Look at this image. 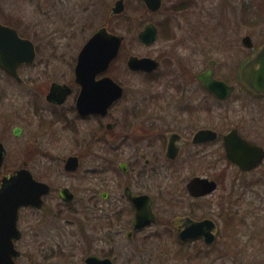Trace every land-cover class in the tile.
Masks as SVG:
<instances>
[{
  "label": "rangeland",
  "instance_id": "obj_1",
  "mask_svg": "<svg viewBox=\"0 0 264 264\" xmlns=\"http://www.w3.org/2000/svg\"><path fill=\"white\" fill-rule=\"evenodd\" d=\"M115 1L0 0V21L13 25L37 50L36 65L21 71L24 80L29 81L26 85L16 84L0 71V138L8 150L7 169L12 171L27 161L33 172L40 177L47 176L53 189L62 184L69 185L75 192L71 208L60 206L57 217L51 212L50 204L56 202L54 198L43 212L20 215L21 230L27 223L33 226L32 234L24 235L18 242L22 252L24 242L28 245L26 264H85L84 259L89 254L111 257L113 264H264V166L250 173H240L219 163L218 171L202 172L216 175L220 191L234 188L235 201L230 211L240 221L235 224V242L231 241L228 250L221 249L219 253L214 246L207 247L200 242L180 244L177 236L180 219L184 216L214 215L217 211L214 195L197 201L186 194V181L202 171L197 168L196 160L191 159L195 158V152H183L171 166L164 162L163 156L156 158L155 179L147 193L153 198L157 222L133 240L125 237L130 216H123L117 226L103 230L86 216L87 188L105 183L103 187L112 195L108 207H113L114 201L122 195L118 185L125 179L131 180L132 176L124 179L119 174L96 171L99 160L92 153L99 156L105 152V147L100 142L93 144V140L85 145L80 131L71 136L55 125L57 139L40 132L38 119L32 116L28 105L33 98L39 107L47 108L43 96L38 97V84L45 87L53 79L64 76L67 79L79 49L101 26L124 37L121 56L111 73L125 88L121 105L127 107L140 97L148 98L154 90L179 84L183 70L197 72L212 58L228 65L235 63L242 47L240 40L245 35L253 41L264 39V0H163L161 10L155 14L141 8L138 11L135 0H125V12L130 18L122 19L110 15ZM149 22L156 25L158 36L153 44L146 46L138 41L137 34ZM130 55L158 59L160 67L154 75L161 79L160 83L152 84L149 77L128 72L125 62ZM26 115L33 117L32 123L26 125L18 121L15 125L24 130L19 138L13 137V126H7V120L17 122L14 117L25 118ZM96 123L95 120L87 122L89 127ZM161 128L156 133L161 142L153 150L162 148L165 142V130ZM28 140L32 144L27 145ZM130 145L120 148L117 162L138 155L139 144L136 149L135 145ZM32 148L52 157L27 151ZM73 152L82 157L79 169L72 175L58 172L63 169L62 165L58 167L56 159ZM17 264H23V258Z\"/></svg>",
  "mask_w": 264,
  "mask_h": 264
},
{
  "label": "flooded vegetation",
  "instance_id": "obj_2",
  "mask_svg": "<svg viewBox=\"0 0 264 264\" xmlns=\"http://www.w3.org/2000/svg\"><path fill=\"white\" fill-rule=\"evenodd\" d=\"M134 2L137 3L136 8H138L139 11L141 0H135ZM123 3L125 11L127 3L125 0H123ZM142 5L144 9H146L143 3ZM162 5L163 0L161 8ZM115 16L118 17L120 15H112L114 18ZM18 34L20 35L19 32ZM245 36L240 40L242 47H240L241 51L238 53V58L235 63L232 62L228 65L226 63H220L212 58L197 72L190 73L188 70H183L179 84H170L165 86L162 90H154L148 98L140 97L132 102L130 107H127V105H121L125 98L126 91L123 85L115 79L114 74L111 73L113 65L121 56L119 53L110 63L109 68L95 77V80L109 77L123 90L121 97L114 101L106 109L104 114L81 113L77 108V100L82 88L76 79L75 66L81 48L76 55L74 66L67 79H65L64 76L58 79H53L49 82V85L45 87L41 83L37 85L38 97L39 95L43 96L42 98H44L47 108L39 107L38 102H35V99L33 98H30L28 105L32 110V116L38 119L37 126L40 132L44 135H52L57 139V132H54L55 125H58L61 131L69 132L71 136L77 135L80 131L83 133L82 141L85 145L90 144L91 140H93V144L100 142L105 147V152H102L99 156L92 153V155L99 160V166L96 168V171L103 173L110 172L114 175L119 174L120 177L124 179L125 177L132 176L131 180L125 179L118 185V189L122 188V195L120 194L118 199L114 201L113 207H108L112 195L110 190H106L103 187V184L105 183L100 182L99 185H97L98 187L92 185L86 189L85 194L87 206L84 208L86 210L85 214L88 218L93 219L95 222L94 226H99V230L117 226V224L122 221L123 216L128 215L131 219L128 223L129 227L125 233V237L127 240H133L142 230L154 225L157 222V214L153 207V198L147 193V191L150 189L153 180L155 179L156 162H158L156 161V158L163 156L164 162L171 166L176 160H178L183 152H195V158L192 157L191 159L196 160L197 168L202 171L186 181V194L197 201H203L214 195V197H216L215 204L217 205V211L214 215H208L205 213L197 217L184 216L181 218L177 234L180 244L200 242L207 247L214 246L217 248V253H219V251L221 252V249L228 250L229 244L232 243L231 241L235 242L233 239L236 232L235 224L240 220L236 217L235 213L230 211L235 201V198L233 197L234 188L232 187V190L230 191H220L221 185L216 175L202 172H205L206 170L218 171L219 163H225L227 166L237 169L240 173H250L264 166V154L259 164L250 170L240 169L234 162L229 160L226 155V152H264V91L255 92L249 89L243 84L240 77L242 67L251 59L255 58L258 52L264 47V39L253 41L251 37L248 36L251 44L249 46H244L242 39ZM36 57L33 63L23 65L17 70V78L10 76L1 68L0 71L16 84L20 86L26 85L29 81L24 80L21 76V71L23 68L34 67V65H36ZM153 59L159 62L160 67V61L156 58ZM159 67L151 72L131 71L128 68L127 71L135 74L141 73L145 75L146 78L149 77V81L154 84L160 83L161 81L159 77L154 75ZM254 67V69H258L257 65ZM209 69H211V75L214 80L220 81L227 87L231 88L228 93L219 94L209 91L202 81L198 79L199 75ZM40 80L41 79L39 78V81ZM52 84L59 87L58 92L60 94L55 101L47 100V95ZM63 90H66V95L62 101H59V99L63 98V94H61L63 93L61 92ZM44 114H46V116H44ZM23 117L25 118L19 116L14 117L17 122L12 121L13 123L7 120L9 123L7 126H13L11 134L15 138H19L24 130L23 127L15 125L18 121L23 122L26 125L32 123L31 119H33V117H27V115ZM92 120H95L98 123L93 127H89L87 122L89 123ZM0 122H2L1 118ZM161 127L165 130V142L163 143L162 148L153 150L156 144L160 141L158 137H156V133L158 128ZM49 128H51V130ZM116 129L119 131L116 132ZM29 142L32 144L31 140H28L27 145ZM241 142L246 143L249 148H240ZM134 143H136V145ZM137 143L139 144L137 148L139 153L137 156H133L129 160H120V162L116 161L120 156L119 152L121 151V147H128L132 146L130 144H133L136 149ZM6 147L4 140L0 138V150L3 152L0 164V185L3 178L14 175L20 169H26L35 181L44 183L49 188L48 193L41 196L42 202L39 207L32 205L22 206L18 211L17 228L20 237L14 243L15 248L19 251V256L15 258L14 264H17L21 258H23V264H26L25 249L28 245L24 242V250L22 252V250L18 248V242L23 239L24 235L32 234L33 226L27 223L21 230L19 228L20 215L25 213L36 214L43 212L46 205L49 204V200L54 198L56 199V202L50 204L52 207L51 212L52 216L57 217L60 213V206L62 209L71 208L70 206L75 201V192L71 190L69 185L62 184L56 190L53 189L51 183L47 181V176L40 177L37 173L33 172L27 161L23 162L16 169L9 171L6 162V152H8ZM27 151L37 152L46 157H52L51 154L44 153L45 151L39 149L32 148ZM69 157H75L77 160V167L74 171H68L65 169V163ZM81 158L80 154L73 152L66 157L62 156L61 158L56 159L58 167L62 165L63 169L62 172H58L66 175L74 174L79 169ZM195 177L213 183L214 189L200 196L190 195L186 189V185ZM115 185H117V183H115ZM61 190H66L72 198L69 201L64 200L60 196ZM141 196H146L150 199L154 221L150 225L139 230L135 229L133 224L136 207L131 198ZM186 218L194 222L207 220L213 223V229L210 231L213 237L212 241L207 243L204 236L181 240L179 238V233L184 229L183 220ZM258 233V236H260L259 231ZM253 236L258 237L254 234ZM93 255L97 256L96 254ZM97 257L100 259L107 258L113 264L111 257Z\"/></svg>",
  "mask_w": 264,
  "mask_h": 264
},
{
  "label": "water",
  "instance_id": "obj_3",
  "mask_svg": "<svg viewBox=\"0 0 264 264\" xmlns=\"http://www.w3.org/2000/svg\"><path fill=\"white\" fill-rule=\"evenodd\" d=\"M150 13H157L162 0H141ZM124 12L123 0H117L111 9L110 15H120ZM138 40L143 45H151L156 41V26L149 22L137 34ZM124 37L111 33L106 27L95 31L81 47L75 66L76 79L81 85V92L77 100V108L81 113L104 114L106 109L122 95V88L111 78L104 77L95 80L96 75L105 72L110 63L120 52ZM244 46L251 44L248 36L242 39ZM36 57L34 44L18 35L16 29L0 22V68L12 77L17 78V70L33 63ZM255 65L258 69H254ZM126 67L131 71L151 72L159 67V62L151 57L129 56ZM243 84L255 92L264 91V47L255 58L247 62L240 74ZM204 86L215 93H228L230 87L212 78L211 69L198 76ZM59 87L52 84L47 95V100H57ZM63 98L66 90L61 91ZM240 148L248 149L246 143ZM264 152H226L227 158L242 170L256 167L263 158ZM3 152L0 150V164ZM77 167L75 157H69L65 169L74 171ZM192 196H200L214 189V184L197 177L192 178L186 185ZM49 188L46 184L35 181L26 169L18 170L14 175L5 177L0 185V264H14L19 251L15 248V241L20 233L17 228L18 211L22 206L32 205L39 207L41 196L47 194ZM60 196L69 201L72 197L66 190L60 191ZM136 207L134 217L135 229L141 230L154 221V214L150 206V199L146 196L132 197ZM184 229L179 233L181 240L204 236L205 241H212L213 223L210 221L194 222L188 218L183 220ZM85 264H112L107 258L100 259L95 255L85 258Z\"/></svg>",
  "mask_w": 264,
  "mask_h": 264
},
{
  "label": "trees",
  "instance_id": "obj_4",
  "mask_svg": "<svg viewBox=\"0 0 264 264\" xmlns=\"http://www.w3.org/2000/svg\"><path fill=\"white\" fill-rule=\"evenodd\" d=\"M140 8H141V11H144V12H147L146 11V9H144V7H143V5H142V3L140 2ZM126 11V10H125ZM128 16V14H126V12L125 13H123L122 15H120V16H118V17H120L121 19L122 18H126ZM136 16V15H135ZM116 18V17H115ZM128 18H130L129 16H128ZM132 20H133V17H132ZM127 23H131V21H127ZM8 25H10V26H13V25H11V24H8ZM111 31V30H110ZM111 32H113V31H111ZM122 48H123V46H122ZM122 50V49H121ZM121 54V53H120Z\"/></svg>",
  "mask_w": 264,
  "mask_h": 264
}]
</instances>
